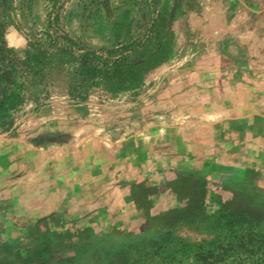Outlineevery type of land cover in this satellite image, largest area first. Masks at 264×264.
I'll return each instance as SVG.
<instances>
[{"label":"rangeland","instance_id":"1","mask_svg":"<svg viewBox=\"0 0 264 264\" xmlns=\"http://www.w3.org/2000/svg\"><path fill=\"white\" fill-rule=\"evenodd\" d=\"M8 2L6 11L0 8L5 40L21 57L59 11L55 29L81 46L100 49L149 34L142 48L149 58L141 87L113 91L102 83L86 100L68 93L65 72L49 71L13 112L15 129L0 127V141L15 139L16 127L30 117L33 127L68 123L50 117L51 109H120L161 88L200 97L180 104L191 116L182 126L208 111L210 120L225 123L211 160H186L166 171L163 181L149 173L119 208L0 223V264H210L198 254L210 250L219 255L217 264H264L259 254L239 256L230 249L246 230H229L220 218L222 211L244 210L254 229L264 232V0ZM191 150L202 151L196 145ZM10 199L2 197L4 207H11Z\"/></svg>","mask_w":264,"mask_h":264},{"label":"crops","instance_id":"2","mask_svg":"<svg viewBox=\"0 0 264 264\" xmlns=\"http://www.w3.org/2000/svg\"><path fill=\"white\" fill-rule=\"evenodd\" d=\"M171 91L161 88L120 109L49 110L50 117L68 122L63 125L33 127L32 117L19 124L15 139L0 141V223L111 211L149 173L163 181L166 171L186 160H211L212 144L222 143L224 118L212 121L208 111L182 126L191 116L180 104L200 97ZM195 145L202 151L194 153ZM5 196L11 207L2 204ZM7 212L13 214L9 220Z\"/></svg>","mask_w":264,"mask_h":264},{"label":"trees","instance_id":"3","mask_svg":"<svg viewBox=\"0 0 264 264\" xmlns=\"http://www.w3.org/2000/svg\"><path fill=\"white\" fill-rule=\"evenodd\" d=\"M9 7L8 0H0L3 11ZM55 22L60 23V13L51 18L46 28L30 39L24 56L11 48L4 35V18L0 14V127L13 131V112L21 108L27 99L30 86L45 81L51 70L65 72L69 77L68 93L81 100L88 98L92 87L104 83L110 90L138 89L143 85L149 54L143 39L119 42L100 49L81 46L66 32H57ZM224 226L246 231L237 235L230 244L239 256L248 254L264 257V232L253 227V217L244 210L221 212ZM200 259L217 264L218 254L210 250L199 252Z\"/></svg>","mask_w":264,"mask_h":264}]
</instances>
